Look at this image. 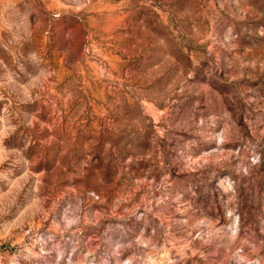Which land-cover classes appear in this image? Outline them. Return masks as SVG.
Segmentation results:
<instances>
[{
    "label": "rangeland",
    "instance_id": "obj_1",
    "mask_svg": "<svg viewBox=\"0 0 264 264\" xmlns=\"http://www.w3.org/2000/svg\"><path fill=\"white\" fill-rule=\"evenodd\" d=\"M0 264H264V0H0Z\"/></svg>",
    "mask_w": 264,
    "mask_h": 264
}]
</instances>
